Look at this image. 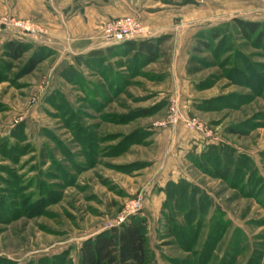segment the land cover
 I'll list each match as a JSON object with an SVG mask.
<instances>
[{"label":"rangeland","instance_id":"1","mask_svg":"<svg viewBox=\"0 0 264 264\" xmlns=\"http://www.w3.org/2000/svg\"><path fill=\"white\" fill-rule=\"evenodd\" d=\"M125 1L129 12L99 33L124 17L146 32L147 11L221 10L206 22L220 28L208 48L214 26L177 47L187 49L181 91L170 61L57 63L36 16L0 15V264H78L84 240L132 216L145 220L146 264H264V40L232 22L264 21V0ZM11 20L44 32L20 38ZM9 40L29 46L19 60L5 57ZM34 54L46 55L23 74ZM177 124L196 144H172L163 130Z\"/></svg>","mask_w":264,"mask_h":264},{"label":"crops","instance_id":"2","mask_svg":"<svg viewBox=\"0 0 264 264\" xmlns=\"http://www.w3.org/2000/svg\"><path fill=\"white\" fill-rule=\"evenodd\" d=\"M75 1L0 0V15L9 11L10 7L13 12L22 16H36L48 31L47 39L40 41L39 46L52 51L57 63H68L77 56H85L89 52L97 50H102L107 55L104 49L109 46L102 42L97 26L105 19L127 14L129 5H127L125 0H87L83 3H75ZM207 14L206 11L198 13L187 11V13L176 14L170 10L161 9L158 12L156 11V13L147 11L139 15L147 28L142 39L170 35L169 44L176 46L171 58H169V66L166 69L175 79V85L170 87L171 91H181L183 87L179 86V82L187 80L186 58L183 54L184 52L187 53V49L179 50L177 47L188 46L191 38L199 30L216 26L215 24H206V22L214 19V16L220 17L221 10H217L215 13L207 12ZM178 15H181L184 19L177 21ZM8 35L0 28V36L6 38L5 36ZM113 47H115V50L118 46ZM158 62H161V60ZM192 98L194 99L190 98L187 103L197 106L200 99ZM181 131H183L182 136L179 135ZM163 133L170 136L173 145L180 143L184 147L190 148V146L196 144V142L190 141L192 139L191 132L182 124H177L170 129H164Z\"/></svg>","mask_w":264,"mask_h":264},{"label":"trees","instance_id":"3","mask_svg":"<svg viewBox=\"0 0 264 264\" xmlns=\"http://www.w3.org/2000/svg\"><path fill=\"white\" fill-rule=\"evenodd\" d=\"M232 22L237 27L243 39L255 37L256 41L264 40V21L256 22L233 18ZM200 34V33H198ZM203 35V34H202ZM220 36L219 26L209 29L208 35H203L201 46L208 48L210 43ZM170 35H161L155 38L125 41L115 50L113 46L105 50L107 55L118 53L128 62L132 68H143L152 63L169 62L166 43ZM27 43L9 40L4 43L5 57L11 60H19L27 51ZM47 50V55L52 51ZM196 50V47L193 48ZM46 54L31 55L23 64L22 73L26 74L34 69ZM107 55L102 50L91 51L85 55L88 60L100 61ZM192 61L188 59V64ZM190 73L187 70V74ZM232 132V131H231ZM145 220L132 216L128 221L105 229L96 235L84 240L78 251V264H146L147 238L144 231Z\"/></svg>","mask_w":264,"mask_h":264},{"label":"built area","instance_id":"4","mask_svg":"<svg viewBox=\"0 0 264 264\" xmlns=\"http://www.w3.org/2000/svg\"><path fill=\"white\" fill-rule=\"evenodd\" d=\"M100 37L107 46L119 45L125 41L142 39L145 36V30L141 27L138 20L132 17L114 19L102 24ZM10 28H16L18 37L36 36L42 34V28L29 22L11 20ZM10 29V30H12ZM173 110V109H171ZM175 120L174 115L169 116L168 122ZM194 126V124H192ZM197 127L200 128L198 125ZM211 134L210 132L208 133Z\"/></svg>","mask_w":264,"mask_h":264}]
</instances>
